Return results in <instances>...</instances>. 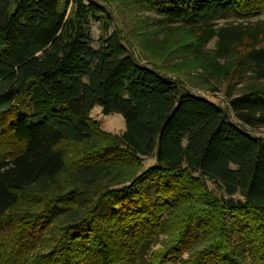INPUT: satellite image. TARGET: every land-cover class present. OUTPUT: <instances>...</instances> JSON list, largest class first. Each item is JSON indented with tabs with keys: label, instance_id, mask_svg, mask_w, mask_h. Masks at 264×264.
Segmentation results:
<instances>
[{
	"label": "trees",
	"instance_id": "16d2710c",
	"mask_svg": "<svg viewBox=\"0 0 264 264\" xmlns=\"http://www.w3.org/2000/svg\"><path fill=\"white\" fill-rule=\"evenodd\" d=\"M128 3L193 34L197 52L213 38L216 58L241 50L244 104L230 118L138 61L121 30L93 48L89 19L110 20L96 1L0 0V264H264V138L252 133L264 129V27L216 23L264 0ZM94 107L121 115L123 132L102 131Z\"/></svg>",
	"mask_w": 264,
	"mask_h": 264
},
{
	"label": "rangeland",
	"instance_id": "374dc122",
	"mask_svg": "<svg viewBox=\"0 0 264 264\" xmlns=\"http://www.w3.org/2000/svg\"><path fill=\"white\" fill-rule=\"evenodd\" d=\"M90 1V0H84ZM98 4L104 5L106 11L110 15L108 24L103 18L93 19L88 21V34L90 45L97 48L99 45V38L108 36L116 30H121L124 37L125 47L129 53H132L135 58L142 64L152 66V63L163 66V70L169 74L173 79H177L182 83L184 89L191 91L196 95L203 96L208 100L214 102L219 107L229 113L230 118L235 119L234 105L238 108L243 106L244 102H236L239 95L247 90L249 87L252 75L245 65L238 66L239 56L242 54L241 50L235 49L225 58H216L212 51L216 44V39L213 38L205 47L198 52L194 42L193 34L185 31V29L175 28L160 21V18L151 10L140 9L129 4L126 0H92ZM217 26L225 24H243L253 25L260 24L264 27V8L253 14L242 16L239 18H228L226 20H219L216 22ZM262 23V24H261ZM107 25V26H106ZM160 25V27H159ZM106 26V27H105ZM148 38V39H147ZM149 43L152 49L143 48L144 43ZM166 42L170 43V49L174 46L180 45V52L177 56L170 57V51L166 48L165 51H159L156 48L159 44ZM198 54V56H196ZM225 69L228 70L224 74ZM244 75L246 81L240 78ZM249 78V80H247ZM244 79V80H245ZM20 111L23 114L31 115L32 112L26 106H21ZM92 121L99 124L102 131L118 135L124 130V121L119 114L103 115L99 107H94L89 114ZM253 135L264 138V129L259 128L254 130ZM153 165L152 159H143L142 166L147 169ZM206 186L210 191L211 196L219 199L222 196L221 190L211 182H206ZM90 197H96L88 192ZM239 198L238 195L233 196L232 199ZM109 201L106 200L101 205V210L104 211L109 207ZM70 210L61 213V216L69 215ZM230 241L237 242L238 235L231 234ZM165 236L160 235L154 242V249L161 246ZM232 242V243H233ZM145 260L140 261L139 264H145ZM246 264H249L248 262Z\"/></svg>",
	"mask_w": 264,
	"mask_h": 264
}]
</instances>
